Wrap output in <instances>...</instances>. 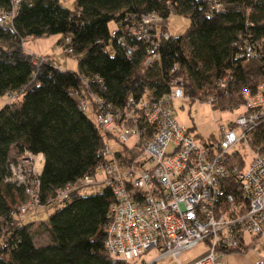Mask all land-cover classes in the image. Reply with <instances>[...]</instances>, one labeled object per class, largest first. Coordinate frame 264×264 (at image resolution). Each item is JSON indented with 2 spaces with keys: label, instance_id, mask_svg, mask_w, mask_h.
Listing matches in <instances>:
<instances>
[{
  "label": "trees",
  "instance_id": "1",
  "mask_svg": "<svg viewBox=\"0 0 264 264\" xmlns=\"http://www.w3.org/2000/svg\"><path fill=\"white\" fill-rule=\"evenodd\" d=\"M16 6L11 21L0 25V96L10 98L0 108V264H129L114 260L105 246L111 189L82 195L77 184L103 161L109 134L79 108L75 95L92 90L112 107L144 89L159 95L168 91L176 65L192 102L204 101L218 77L230 72L234 81L226 94H216L213 106L237 108L243 103L241 89L257 82H249L248 64L256 63L259 78L264 73V0H75V12L60 0H18ZM11 8L12 0H0V10ZM147 12L189 20L183 34L161 42L159 61L149 67L145 45L130 42L128 54L116 42L126 18ZM49 35L69 37L79 55L77 71L57 68L22 47L26 38ZM248 44L259 56L256 61L238 56ZM253 138L264 142V124ZM13 148L19 156L28 151L43 161L36 179L38 204L24 213L16 210L26 200L24 187L7 180ZM67 185L77 187L57 198ZM49 208L39 220L38 210ZM26 214L33 218L19 217ZM38 232L47 234L48 244L33 242Z\"/></svg>",
  "mask_w": 264,
  "mask_h": 264
},
{
  "label": "built area",
  "instance_id": "2",
  "mask_svg": "<svg viewBox=\"0 0 264 264\" xmlns=\"http://www.w3.org/2000/svg\"><path fill=\"white\" fill-rule=\"evenodd\" d=\"M17 1L12 0L11 10H0V25L11 21ZM167 19L154 12L126 18L117 45L128 54L130 42L145 45L144 66L149 67L159 61L161 42L170 38ZM62 46L73 54L69 37ZM254 49L248 44L238 56L245 62L256 61ZM233 81L230 72L218 77L204 102L213 105L216 94H226ZM184 84L183 73L174 65L168 91L159 95L144 89L136 97L128 94L115 107L92 90L75 95L79 108L90 110L97 127L109 134L101 151L103 161L93 175H85L77 184L111 189L105 246L116 261L158 264L166 257L177 260L205 243L207 253L192 264H222L225 254L245 248L247 238L264 241V142H253V134L264 124V73L241 89L240 116L210 138L198 137L174 120L173 101L189 99ZM131 138L139 150L135 155L127 145ZM37 157L28 151L9 157L7 180L22 185L27 196L16 208L18 213L38 204V171L30 168ZM75 187L65 186L56 197H66ZM151 249L159 255L138 261Z\"/></svg>",
  "mask_w": 264,
  "mask_h": 264
},
{
  "label": "rangeland",
  "instance_id": "3",
  "mask_svg": "<svg viewBox=\"0 0 264 264\" xmlns=\"http://www.w3.org/2000/svg\"><path fill=\"white\" fill-rule=\"evenodd\" d=\"M60 4L69 9L71 12H75V0H60ZM189 20L187 17L178 14L169 15L166 27L167 32L172 36H180L184 33L188 27ZM109 32L114 34L116 26L114 22H110L108 25ZM62 42L64 37L61 35H49L36 38H26L22 42V47L25 51L32 53L36 57L48 59L55 67L60 69H67L71 71H77V58L79 55L68 54L66 49L63 48ZM248 68L251 71V75H248L249 82L253 80L259 81V76L255 74L256 63H249ZM247 68V69H248ZM253 69V70H252ZM256 76V77H255ZM253 79H252V78ZM255 77V78H254ZM248 82V80H247ZM7 99H10L5 94L0 96V108L5 105ZM173 109L175 112L174 120L179 126L193 128L192 130L198 134L201 138H210L219 135L220 126H226L228 122L235 121L241 114V104L237 108L233 109H220L207 102L201 100L191 101L190 99H179L173 101ZM88 117L94 120V116L90 110L86 111ZM115 145V144H114ZM130 148L131 155H135L139 150L134 146L133 139H129L127 142ZM24 153V152H23ZM12 156H17L16 150L13 148L10 153ZM19 156V155H18ZM42 164L41 156L30 161V168H34L38 171ZM104 185H97L95 187L85 186L81 189L82 195H91L97 191H100ZM52 208L45 211L38 210L37 218L44 220ZM23 221H30L33 216L26 214L19 216ZM33 242L36 245H46L49 243V238L46 233H35ZM207 253L205 243H199L194 248L183 252L177 260L172 257H166L158 261V264H192L194 261L203 257ZM159 252L156 249H151L145 252L138 258V261L148 262L157 257ZM262 260L264 264V241L261 237L247 238L245 248L240 250L229 252L222 257V264H256V262Z\"/></svg>",
  "mask_w": 264,
  "mask_h": 264
},
{
  "label": "crops",
  "instance_id": "4",
  "mask_svg": "<svg viewBox=\"0 0 264 264\" xmlns=\"http://www.w3.org/2000/svg\"><path fill=\"white\" fill-rule=\"evenodd\" d=\"M42 165H43V161H42V164H41L40 168L38 169V172L41 171Z\"/></svg>",
  "mask_w": 264,
  "mask_h": 264
}]
</instances>
